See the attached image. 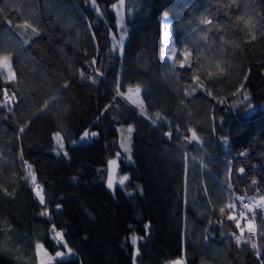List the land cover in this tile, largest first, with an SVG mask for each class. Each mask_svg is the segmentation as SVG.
Returning a JSON list of instances; mask_svg holds the SVG:
<instances>
[{"label":"trees","instance_id":"16d2710c","mask_svg":"<svg viewBox=\"0 0 264 264\" xmlns=\"http://www.w3.org/2000/svg\"><path fill=\"white\" fill-rule=\"evenodd\" d=\"M117 2L96 0L98 16L91 0H0V55L15 74L0 69V104L5 89L15 94L11 111L0 109V264H38L37 244L66 251L52 224L75 253L59 264H264V210L244 237L258 257L237 245L226 207L264 195V0H125L122 54ZM164 15L190 67L164 60ZM129 126L130 162L120 147ZM189 129L200 144L186 141ZM86 130L98 135L75 143ZM117 152L130 179L113 191L107 161Z\"/></svg>","mask_w":264,"mask_h":264},{"label":"snow or ice","instance_id":"6c2138e0","mask_svg":"<svg viewBox=\"0 0 264 264\" xmlns=\"http://www.w3.org/2000/svg\"><path fill=\"white\" fill-rule=\"evenodd\" d=\"M91 5L95 8L97 15L98 16H102V13L100 12V9L98 8V6H96V0H91ZM126 7V3L125 0H118L117 3H113L111 4V8L110 11H112L118 18V28L123 29L124 32L127 31V29H124V25H123V21H124V12L123 10ZM208 24L211 23V21H207ZM261 23H264V18H262ZM89 27H91V25H89ZM31 30L36 33V35H39V33L37 32V29L32 27ZM264 34V33H262ZM167 37L169 38V40H171V36H172V32H171V27L169 26V31L166 33ZM94 36V34H93ZM113 40H115V34H113ZM126 39L125 35H120V48H119V52L122 54V44L123 41ZM25 44L28 43V41H24ZM113 50H117L116 49V45H114ZM170 53L169 54V50H166L164 53V58L168 59L171 62V67L173 68V70H175V68L177 66H179L180 68H186V67H190L191 65L187 63V57L189 55V53L187 51L185 52H177V49L175 47H170ZM181 57V59H177V57ZM94 63V61H93ZM0 69H5L7 70V72L9 73L8 76L5 77L6 80L10 81L12 79H14L15 74L12 72V68H11V64H10V55H0ZM81 76H83V73H81ZM194 80H197V77H193ZM117 88H119V85H117ZM193 92L196 91L195 88H193L192 90ZM141 92V89L139 87H137L135 89V95L138 97L139 94ZM118 95H125V93H120L118 91L117 93ZM190 94V93H189ZM211 93L209 92V95ZM14 93H13V97H14ZM13 97H10L8 95L7 89L4 90V102L3 104H0V109H3L5 107H7L9 109V111H11V107L10 104L13 102ZM127 98L129 100H131V102L133 104H136L137 107L140 108L141 114L143 115L144 113V108H143V102L139 101L138 99H134L133 98V90L132 89H128L127 90ZM221 103L223 101H220ZM152 123L155 124L156 120H152ZM171 127L169 126V131L164 133V135L166 136V138H168L169 140H171L172 138V131H171ZM132 127L129 126L127 128V133L128 136L123 138L120 141V147L123 150L124 153H128V161H131V155H130V141H131V134H132ZM178 131V130H177ZM190 135L186 136V141H188L189 143H195V144H200V141L197 137V133L195 130L193 129H189L188 130ZM21 132H23V129H21ZM98 133L95 132H89V131H85L83 133V135L81 136V141L85 140V139H90L92 137L97 136ZM54 139L57 142L58 147L63 150L64 148V144L62 143V137H60L59 133H56L54 135ZM80 141H77L76 143H79ZM64 155H67L66 152L63 153ZM241 155H246V153H241ZM121 159V153L117 152L116 153V158L115 159H109L107 161V165H108V179H107V187L111 190H115V184L118 183L121 187H123L126 183V181H128L130 179L129 175H124L121 176L119 178L118 181H114V172L116 170H118V166H119V160ZM27 168V176L25 177L26 179H30L31 180V184H32V191L35 194V197L38 200V203L43 206L44 211H42L40 213L41 217H49L50 218V213L47 209V202L45 199V193H44V189L43 187L37 182V178L35 175L34 170L32 169L31 165H27L26 162H24ZM238 173L243 175L244 174V169L240 168L238 170ZM229 176H231V166H229ZM253 185H255L257 182L255 180H253L251 182ZM227 187L229 189L232 188V184L229 182L227 184ZM238 200L243 201V197H238ZM255 205L256 207L253 208L251 207L249 204H242V210L239 212V218L235 215V214H229L227 216V220L228 221H232L235 223L237 229L239 230V234H233V237L237 243L238 246H240L241 244H247L250 245V247L255 250V254L259 257L261 255V251L260 248L261 246L258 245V243H253L250 240L244 239L245 237V232L247 231V233H250L252 235H255V229L254 227H250L251 224V220H247V222L242 226L241 225V220H246L248 215H251L253 219H255L256 216V210L260 209V210H264V195L260 196L258 198V200L255 201ZM226 207L229 210H233L235 209V203L232 204H228L226 205ZM57 211L60 210V205L56 206ZM243 209H246L247 211H244ZM220 212L224 213L225 212V208H220ZM149 225H145V229L148 228ZM51 232L53 233L52 239L55 241V243L57 244V246L63 247L66 249V251H57L55 253L54 256H51L47 253V250H44L43 255H41V249L43 248V245L37 244L36 245V251H37V257H38V264H59V262L64 259L66 256H70V255H75V253L72 252V250L70 248H68L67 246V242L64 240V236L66 235V233L59 231L56 229V225L52 224L51 226ZM209 235H211V233H209ZM140 240H143V237L139 238ZM130 241L131 244L133 246H136L138 243V237L133 234L130 237ZM139 255V248H135L134 250V259L135 256ZM172 264H183L182 260H176L173 261Z\"/></svg>","mask_w":264,"mask_h":264},{"label":"rangeland","instance_id":"374dc122","mask_svg":"<svg viewBox=\"0 0 264 264\" xmlns=\"http://www.w3.org/2000/svg\"><path fill=\"white\" fill-rule=\"evenodd\" d=\"M125 11V9L123 10V12ZM124 16H125V14H124ZM123 25H124V29H126V27H125V22L123 21ZM169 26L171 27V32H172V36H171V40H169V38L167 37V35H166V33L169 31ZM119 30H120V34L122 35H125L126 36V32H124L123 31V29H120L119 28ZM163 44H164V46H163V58H164V53H165V51L166 50H169V54H171L170 53V47H175L176 49H177V52H178V48H177V46H176V43H175V35H174V25H173V22H172V20H171V18L168 16V15H164V18H163ZM164 60L168 63V64H170L171 65V62L168 60V59H166V58H164ZM10 64H11V61H10ZM5 70V69H4ZM6 72V73H5ZM5 74L8 76L9 75V73L7 72V70H5ZM133 89H136V88H133ZM132 89V90H133ZM262 107H264V106H262ZM260 108V107H259ZM258 108L257 107H254V106H252V107H250L247 111H249L250 113H252V112H254V111H256ZM90 133H91V131H89ZM83 135V134H82ZM81 135V136H82ZM81 136L76 140V142L77 141H80L79 143H86V142H90V141H92V139L94 138V137H92V138H90V139H85V140H83V141H81ZM128 136V133L126 132V131H124V132H122L121 133V140L123 139V138H125V137H127ZM75 142V143H76ZM123 157H124V155H123ZM122 157V154H121V158H123ZM116 158V157H115ZM115 158H113V159H115ZM119 162H120V160H119ZM124 175H126V174H124V173H122L121 171H120V168H119V166H118V170H116L115 172H114V181H118L119 180V178L121 177V176H124ZM126 183H127V181H126ZM125 183V184H126ZM117 186H120L118 183H116L115 184V187H117ZM258 198H259V196H257V195H255V196H252V197H249V198H247V199H243V201H242V203H241V205L239 206V207H237L236 205H235V209H233V213L232 214H235L238 218H239V212L242 210V204H249L251 207H253V208H255L256 207V205H255V201L256 200H258ZM244 211H247L246 209H243ZM257 210H259V209H257ZM256 210V211H257ZM247 220H251V224H250V227H254V229H255V231H256V224H255V220H253V218H252V216L251 215H248L247 216V218H246V220H241V224L242 225H244L246 222H247ZM44 250H46L44 247L41 249V255H43V252H44ZM48 253V252H47ZM49 255H51L50 253H48ZM51 256H54V255H51ZM67 257V256H66ZM172 264V263H171ZM184 264V263H183Z\"/></svg>","mask_w":264,"mask_h":264}]
</instances>
